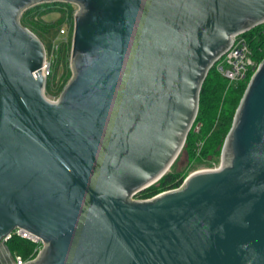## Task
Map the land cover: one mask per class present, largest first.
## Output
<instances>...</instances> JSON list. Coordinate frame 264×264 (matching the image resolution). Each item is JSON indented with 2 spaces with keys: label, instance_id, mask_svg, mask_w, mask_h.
Returning <instances> with one entry per match:
<instances>
[{
  "label": "water",
  "instance_id": "water-1",
  "mask_svg": "<svg viewBox=\"0 0 264 264\" xmlns=\"http://www.w3.org/2000/svg\"><path fill=\"white\" fill-rule=\"evenodd\" d=\"M78 7L72 77L46 96L43 41L21 23ZM264 0H0V250L40 238L27 264H264V60L217 169L136 197L183 151L209 72Z\"/></svg>",
  "mask_w": 264,
  "mask_h": 264
},
{
  "label": "trees",
  "instance_id": "trees-1",
  "mask_svg": "<svg viewBox=\"0 0 264 264\" xmlns=\"http://www.w3.org/2000/svg\"><path fill=\"white\" fill-rule=\"evenodd\" d=\"M51 5L56 6L61 11H65L66 8L72 6L68 3ZM41 6L39 5L27 10L21 18L22 25L36 35L37 33L29 28L27 24L29 19ZM244 35L251 44L256 61L261 63L264 60V25ZM37 36L42 40L39 35ZM251 76L252 74L237 84L231 85L217 72L215 67L209 72L202 88L197 119L183 149L190 162L197 165H205L211 169L220 162L226 137L232 128L236 111ZM197 127H199L198 131L195 130ZM179 158L180 156L172 168L175 167ZM185 179L186 173L178 171L168 172L156 183L158 185L155 184L144 190L137 198L141 200L151 199L164 192L177 189L183 184ZM7 246L13 258L20 255L26 260H29L33 256L37 248L36 244L17 234H13L12 238L7 242Z\"/></svg>",
  "mask_w": 264,
  "mask_h": 264
},
{
  "label": "rangeland",
  "instance_id": "rangeland-1",
  "mask_svg": "<svg viewBox=\"0 0 264 264\" xmlns=\"http://www.w3.org/2000/svg\"><path fill=\"white\" fill-rule=\"evenodd\" d=\"M70 5L73 7L69 6L65 11H61L56 6L42 4L27 24L29 28L42 38L46 47L47 61L49 63L46 96L52 101H56L59 98L62 90L72 77L71 59L75 31V14L78 7L73 4ZM220 165L221 158L220 162L213 166V169L219 168ZM209 169L211 168L205 165H197L190 162L185 152L182 151L175 167H171L169 172L178 171L186 173L187 179V177L195 172ZM136 199L138 198L136 197Z\"/></svg>",
  "mask_w": 264,
  "mask_h": 264
},
{
  "label": "built area",
  "instance_id": "built-area-1",
  "mask_svg": "<svg viewBox=\"0 0 264 264\" xmlns=\"http://www.w3.org/2000/svg\"><path fill=\"white\" fill-rule=\"evenodd\" d=\"M264 25V24H263ZM260 63L254 57V53L248 38L242 34L234 37L231 49L216 63L215 68L217 72L228 81L229 84L234 85L244 80L248 75L254 74ZM45 75H49V63L47 61L44 67ZM199 127H197V131ZM13 234L27 239L37 245L33 256L26 260L22 256L9 257L7 254L0 250V264H27L34 261L43 248V242L40 238L22 230H16ZM13 234L7 242L12 238Z\"/></svg>",
  "mask_w": 264,
  "mask_h": 264
}]
</instances>
